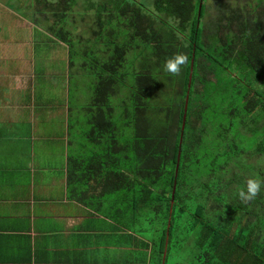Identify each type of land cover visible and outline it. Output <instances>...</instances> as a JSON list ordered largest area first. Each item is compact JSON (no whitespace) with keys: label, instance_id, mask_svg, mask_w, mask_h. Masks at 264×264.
<instances>
[{"label":"trees","instance_id":"16d2710c","mask_svg":"<svg viewBox=\"0 0 264 264\" xmlns=\"http://www.w3.org/2000/svg\"><path fill=\"white\" fill-rule=\"evenodd\" d=\"M97 1L80 13L98 12L88 36L74 29L79 0H25V10L48 19L71 56L77 41L96 43L78 52L100 75L90 105L100 149L82 160L104 169L99 194H114L154 264L168 229L165 264L185 243L194 264H264V189L247 203L236 194L264 180V2L219 5L212 20L204 0ZM177 53L188 59L172 76L163 66Z\"/></svg>","mask_w":264,"mask_h":264},{"label":"crops","instance_id":"0c3cea01","mask_svg":"<svg viewBox=\"0 0 264 264\" xmlns=\"http://www.w3.org/2000/svg\"><path fill=\"white\" fill-rule=\"evenodd\" d=\"M6 49L0 45V264H154L149 242L123 226L121 204L99 194L104 169L83 167L100 144L90 133L85 150L69 152L80 143L69 138L68 110L58 112L66 131L38 133L47 114L30 92L33 75L28 64L26 72L13 68L16 53Z\"/></svg>","mask_w":264,"mask_h":264},{"label":"rangeland","instance_id":"374dc122","mask_svg":"<svg viewBox=\"0 0 264 264\" xmlns=\"http://www.w3.org/2000/svg\"><path fill=\"white\" fill-rule=\"evenodd\" d=\"M249 1L251 0H204L206 7L204 17L208 16L207 8L210 9L211 14L209 15L214 16L212 18L214 20L218 16L219 5L225 4L232 8H238L239 5H244ZM259 1L264 2V0ZM84 2L85 0H79L76 7L79 13H76L78 21L74 29H77L80 24L78 29L82 31L77 34L88 36L95 26V14L98 16V12H92L94 15L89 14L81 21L80 13L86 11L83 7ZM100 2L97 1V4ZM140 2L155 9L156 0H140ZM253 2L257 4V0H253ZM261 4L263 3L261 2ZM260 10L263 11L264 7L261 6ZM34 17V15L30 16L29 10H25V0H0V45L7 48L6 56H10L13 52L16 53L17 59L13 61L12 67H19L17 71L24 68V72H26V66L29 65L31 73L29 75H33L29 86L30 92L32 94L36 91L38 96L36 98L40 102L39 106H43L41 113L46 112L47 114L45 121H42L45 123L38 126V133L56 137L66 131L64 117L58 112L68 110L69 138L73 141L78 137L80 143V145H76V142H71L69 152L73 153L76 149L85 150L90 144L88 137H90L93 128L90 105L95 90L94 82L99 79L100 75L97 73V69L91 67L89 61L92 60L90 58L86 60V56L78 50L82 52L86 47H94L96 43L91 42L87 46V43H79L75 39L77 42L74 55L71 56L68 45L57 40L42 24L45 22L47 25L48 19L44 20L41 14H38L37 18ZM11 38L17 43H14L13 51L8 49L11 47L9 45ZM24 72L23 74H26ZM78 120L79 123H77ZM111 196L113 197L114 194ZM142 221L140 220L141 227ZM144 233H151V231ZM194 259L195 251L192 245L185 243L183 248L177 247L174 252L170 253L167 264H194Z\"/></svg>","mask_w":264,"mask_h":264},{"label":"clouds","instance_id":"9594fccd","mask_svg":"<svg viewBox=\"0 0 264 264\" xmlns=\"http://www.w3.org/2000/svg\"><path fill=\"white\" fill-rule=\"evenodd\" d=\"M188 57L183 53H177L166 59L163 71L171 74L172 76H179L182 71V66L187 63ZM264 189V180L260 178H249L244 186L237 190V196L241 203H247L254 198Z\"/></svg>","mask_w":264,"mask_h":264},{"label":"water","instance_id":"95a60500","mask_svg":"<svg viewBox=\"0 0 264 264\" xmlns=\"http://www.w3.org/2000/svg\"><path fill=\"white\" fill-rule=\"evenodd\" d=\"M201 9V8H200ZM190 79H192V74L190 75ZM189 96V95H188ZM188 96H187V101H186V110H187V107H188ZM185 120H186V114L184 116V123H183V127L185 126ZM179 158H180V153H179ZM176 172H178V166H177V170ZM174 191H175V188H174ZM174 202V193H173V196H172V203ZM171 212H172V208H171ZM168 227H170V220H169V225ZM168 239H169V229H168V235H167V241H166V248H165V252H164V258H163V263L162 264H165V259H166V254H167V247H168Z\"/></svg>","mask_w":264,"mask_h":264}]
</instances>
